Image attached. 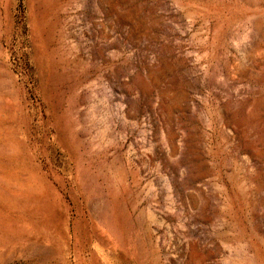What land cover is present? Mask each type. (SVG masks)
I'll return each instance as SVG.
<instances>
[{"label":"rangeland","instance_id":"rangeland-1","mask_svg":"<svg viewBox=\"0 0 264 264\" xmlns=\"http://www.w3.org/2000/svg\"><path fill=\"white\" fill-rule=\"evenodd\" d=\"M0 264H264V0H0Z\"/></svg>","mask_w":264,"mask_h":264}]
</instances>
